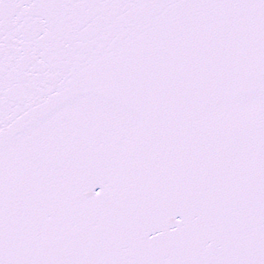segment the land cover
<instances>
[{
  "label": "snow or ice",
  "instance_id": "6c2138e0",
  "mask_svg": "<svg viewBox=\"0 0 264 264\" xmlns=\"http://www.w3.org/2000/svg\"><path fill=\"white\" fill-rule=\"evenodd\" d=\"M0 264H264V0H0Z\"/></svg>",
  "mask_w": 264,
  "mask_h": 264
}]
</instances>
